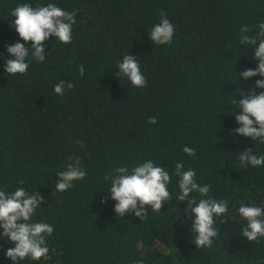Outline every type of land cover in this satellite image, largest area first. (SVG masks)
I'll list each match as a JSON object with an SVG mask.
<instances>
[{"label":"trees","instance_id":"obj_1","mask_svg":"<svg viewBox=\"0 0 264 264\" xmlns=\"http://www.w3.org/2000/svg\"><path fill=\"white\" fill-rule=\"evenodd\" d=\"M23 3L76 9V23L70 44L49 38L45 61L30 55L27 73L10 75L4 68L6 46L23 40L9 13ZM161 11L175 28L170 45H154L149 37ZM261 21L264 0H0V187L38 189L44 201L33 219L54 227L48 257L18 264H257L264 259V238L256 243L243 237L237 213L241 201L264 205V166L242 168L238 160V152L248 148L264 154V144L230 131L240 126L235 114L242 110L233 103L242 98L238 92L261 79L239 77L257 66L253 47L239 43L240 28L248 25L249 35H255ZM130 52L139 57L148 81L144 88L118 74L117 63ZM59 81L75 87L59 96L54 92ZM152 116L157 124L148 123ZM184 145L195 148L196 156H187ZM73 156L81 158L87 176L54 193L55 173ZM147 159L170 172L183 161L201 184L212 185L210 196L229 201L223 217L228 220L217 219L221 231L211 248L192 243L185 201L173 198L161 214L146 207L142 221L132 213L118 218L112 199L101 203L110 196L103 181L107 173ZM177 179L173 175L168 188L174 197ZM12 246L0 237V264H13L4 254Z\"/></svg>","mask_w":264,"mask_h":264},{"label":"clouds","instance_id":"obj_2","mask_svg":"<svg viewBox=\"0 0 264 264\" xmlns=\"http://www.w3.org/2000/svg\"><path fill=\"white\" fill-rule=\"evenodd\" d=\"M10 16L14 17L11 24L15 27L23 43L17 41L8 44V59L5 60V73L10 75L26 74L29 69L27 58L31 55L37 62L46 59L44 42L49 38H56L63 44L72 42V28L76 23L77 10L67 11L55 3L46 5L23 3L13 8ZM258 31L255 35H249L251 29L248 25L240 28L239 43L252 46L251 52L257 66L247 68L239 72V77L248 80L254 76H260L255 84L247 90L238 92L241 99H234L236 109H241L235 114V121L239 127L230 130L235 134L251 138L254 142L264 144V21L256 25ZM175 33L174 25L167 18L164 11L160 12L159 23L153 25L149 37L154 45H170ZM31 41V47L28 42ZM139 57L129 54L123 55L117 63L118 74L125 76L133 87L144 88L147 86V79L141 71ZM80 75H84V66H79ZM73 82L59 81L54 85V92L63 96L65 88L72 89ZM256 89H261L257 94ZM235 109V110H236ZM231 111V112H235ZM148 123L157 124L155 116L148 118ZM83 147L82 142L77 141ZM182 151L190 157L196 156V149L184 145ZM238 160L242 168L264 166V154L257 155L252 148L238 152ZM174 172L152 159L137 163L131 167L128 165L118 166L111 170L104 177L107 182L106 191L110 196L101 198V203L108 199L114 200L115 213L118 218L124 217L126 213H132L140 220L148 217L151 211L161 214L164 203L170 202L173 198L177 201H185L186 207L183 214L191 221L192 243L196 248H211L219 237L220 228L216 225L228 220L223 217L229 211V201L226 198L216 199L209 195L211 184H201L196 179V171L193 168H186L183 161L174 164ZM55 179V192L62 193L75 187L76 181H83L87 171L82 166L79 156L69 157L65 164V170L58 171ZM178 179L179 193L175 197L173 191L168 188L172 183V176ZM23 181L20 184L23 185ZM193 193L198 194L193 195ZM44 201L43 194L38 191L29 192L25 187H17L14 191H7L0 187V237L7 240L14 246L8 247L5 251L6 258L13 264L20 261H39L49 255L50 248L47 238L54 232V227L45 220H34L37 209ZM237 213L243 227L240 233L247 240L259 243L264 238V205L247 204L240 202ZM219 229V230H218ZM194 241V242H193ZM51 252L56 253L55 248ZM62 255V253H58ZM132 264H144V260H134ZM257 264H264V259H258Z\"/></svg>","mask_w":264,"mask_h":264}]
</instances>
